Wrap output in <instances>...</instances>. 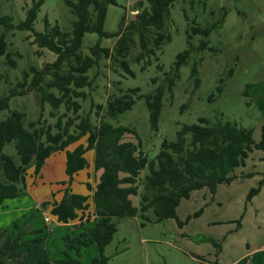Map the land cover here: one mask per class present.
Instances as JSON below:
<instances>
[{"label": "rangeland", "instance_id": "374dc122", "mask_svg": "<svg viewBox=\"0 0 264 264\" xmlns=\"http://www.w3.org/2000/svg\"><path fill=\"white\" fill-rule=\"evenodd\" d=\"M65 1L0 0V17L11 18L10 27H0V36L7 44L6 53H11L16 62L11 67L6 55H0L1 97L8 95L29 67L41 69L44 64L55 61L54 53L39 49L32 41L34 33H45L46 22L48 27L58 25L62 32L70 33L75 17ZM100 1L106 6L103 29L108 34L121 32L136 18L135 5L141 3V9L147 7V0H115V5ZM30 8L36 12L32 30H18ZM192 27L208 29V36L193 34ZM164 32L170 40L139 62L133 61L141 52L138 38L133 36L135 43L127 58L132 75L126 74L111 59H100L87 72L92 85L84 89L88 94L86 100H79V114H89L95 124L98 120L92 103L105 104L112 94L137 90L132 108L108 122L134 130L140 150L148 160L156 158L162 141L174 142L182 125L195 124L199 118L207 119L210 124H236L249 130L253 141L259 143L264 128V0H177L169 10ZM117 40L118 37L99 38L95 33H87L79 53L90 55V48L96 43L112 49ZM203 40L206 45L200 49ZM151 42L148 41V49L152 47ZM189 49L190 57L180 66L169 90L168 79L173 76L176 56ZM194 65L196 75H192ZM48 80L46 77L45 81ZM218 87H222L221 92L217 91ZM157 88H161L162 98L154 129L146 98ZM50 110L45 104L43 119L54 123ZM12 111L25 114L26 122L37 119L38 97L29 92L10 98L8 109L0 111V121ZM125 141L137 142L132 135ZM3 153L19 165L13 143L7 144ZM87 158L91 161L92 152ZM64 162V153L48 158L40 178H27L28 185L21 199L7 200L0 205V228L21 234V251L26 255L27 264H35L38 259L48 264H72L65 251L69 257L76 258L65 247L64 240L68 235H77L80 224H58L48 208L42 209L54 200L56 192L61 197V182L66 180ZM88 172L89 181L94 184L97 174L92 167ZM27 173L31 175L32 168ZM147 174V168L143 169L140 181ZM231 175L234 179L229 184L218 185L214 194L203 188L182 200L176 209L177 220L155 222L151 210L145 214L148 220L139 216L119 220L117 231L104 250L107 264H264V185L248 199L250 190L258 188L264 175V150L253 149L244 165ZM84 180H87L85 173H79L72 185L74 193L87 194ZM131 200L138 206L139 196ZM196 213L199 214L195 216ZM45 217L49 222L44 221ZM97 255L96 246L90 245L82 250L80 260L91 264Z\"/></svg>", "mask_w": 264, "mask_h": 264}, {"label": "trees", "instance_id": "16d2710c", "mask_svg": "<svg viewBox=\"0 0 264 264\" xmlns=\"http://www.w3.org/2000/svg\"><path fill=\"white\" fill-rule=\"evenodd\" d=\"M177 0H147V7L138 8L136 18L127 23L121 32L108 34L104 31L106 17L105 3L100 0H66L75 19L70 33H64L58 25L48 27L45 33H34L32 43L39 49H47L56 55L55 61L44 64L41 69L29 67L21 80L9 90L5 97L0 96V111L8 109L9 99L34 92L38 97L40 114L37 119L25 121V114L12 111L0 121V205L24 195L27 178L39 176L45 161L54 154L64 153V173L66 180L61 182L63 190L59 199L42 206L49 210L57 223L69 226L80 224L81 231L75 236L65 237V247L75 254V259L64 252L72 264H83L80 255L83 249L95 245L98 255L91 264H107L104 250L117 231L119 220L145 215L149 210L155 222L176 219V209L182 200L188 199L193 191L207 188L214 194L220 184H229L233 171L244 165L253 149L264 150V128L262 139L255 143L249 130L229 122L210 124L205 118L190 125H182L176 132L174 142L162 141L154 160H148L140 150V142L134 130L124 126H113L108 122L130 110L135 103L137 90L129 89L120 94H112L105 104H93L94 115L98 120L92 123L90 115L79 114V100H86L85 88L92 85L87 72L95 67L100 59H111L126 74L132 75L127 58L137 36L141 52L133 57L139 62L145 55L153 53L170 40L164 32L169 18V10ZM115 5V0H106ZM36 18L34 8L26 11V17L18 30H32ZM11 18L0 17V27H10ZM95 33L99 38L118 37L112 49L96 43L90 48V55L81 56L79 49L85 34ZM193 34L208 36L209 30L192 27ZM151 40L152 47H148ZM206 41L200 43L203 49ZM7 44L0 36V55H6V62L16 66L11 53H6ZM191 50L176 56L173 76L168 79L171 90L173 80L180 66L190 57ZM18 56V55H16ZM196 75V66L192 68ZM49 77L48 81L45 78ZM196 86L198 80H195ZM218 92L222 87L217 88ZM162 91L157 88L146 98L149 120L156 128ZM51 108L50 118L54 123L43 119L44 105ZM62 109L61 114L57 112ZM132 135L137 142L125 141ZM127 136V137H126ZM82 141V142H81ZM13 143L19 157V165L3 153V148ZM71 146V149L69 147ZM92 152L91 161L87 154ZM32 168V173H27ZM92 167L98 174L95 185L90 183ZM147 168L148 174L140 181V172ZM86 171L84 182L88 194L72 191V184L79 172ZM142 190L140 191V186ZM264 185V175L258 188L251 189L248 199L256 195ZM139 196L135 206L132 197ZM199 213L194 214L197 216ZM179 224V222H178ZM16 228V224H13ZM79 229V230H80ZM73 231V230H72ZM21 234L17 235L0 228V264H27L26 255L21 251ZM209 241V240H208ZM214 244V243H213ZM35 264H48L38 259Z\"/></svg>", "mask_w": 264, "mask_h": 264}, {"label": "crops", "instance_id": "0c3cea01", "mask_svg": "<svg viewBox=\"0 0 264 264\" xmlns=\"http://www.w3.org/2000/svg\"><path fill=\"white\" fill-rule=\"evenodd\" d=\"M69 149H71V146L69 147ZM57 154H59V153H57ZM54 155H56V154H54ZM54 155H52V156H54ZM52 156H51V157H52ZM49 158H50V157H49ZM42 169H43V167H42ZM42 169H41V172H42ZM41 172H40V174H39V177L36 176L37 178H40V177H41ZM79 173H81V172H79ZM79 173H78V174H79ZM84 173H85V176H86V171H84ZM97 175H98V174H97ZM77 176H78V175H77ZM77 176H75V180H74L73 184L75 183V181H76V177H77ZM36 177H35V178H36ZM86 181H87V180H84V182H86ZM90 183H91V182H90ZM73 184H72V185H73ZM83 184H84V183H83ZM91 184H92V183H91ZM27 185H28V182H27ZM94 185H95V183L92 184V186H94ZM72 191H73V189H72ZM86 191H87V190H86ZM56 194H57V192H56ZM56 194L54 195V200L59 199V197H57ZM87 194H88V191H87ZM18 199H21V197H20V198H17V199H14V200H18ZM14 200H11V201H14ZM35 208H37V207H35ZM45 218H47V217H45ZM45 218H44V221H45ZM47 222H49V218H48V221H47ZM58 224H60V223H58Z\"/></svg>", "mask_w": 264, "mask_h": 264}, {"label": "water", "instance_id": "95a60500", "mask_svg": "<svg viewBox=\"0 0 264 264\" xmlns=\"http://www.w3.org/2000/svg\"><path fill=\"white\" fill-rule=\"evenodd\" d=\"M134 10H135L136 12H138V8H134Z\"/></svg>", "mask_w": 264, "mask_h": 264}, {"label": "built area", "instance_id": "2783aa9c", "mask_svg": "<svg viewBox=\"0 0 264 264\" xmlns=\"http://www.w3.org/2000/svg\"><path fill=\"white\" fill-rule=\"evenodd\" d=\"M45 221L47 222L48 221V218H45Z\"/></svg>", "mask_w": 264, "mask_h": 264}]
</instances>
